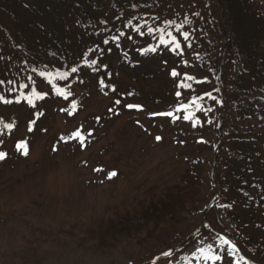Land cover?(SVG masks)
<instances>
[{"label":"rangeland","instance_id":"rangeland-1","mask_svg":"<svg viewBox=\"0 0 264 264\" xmlns=\"http://www.w3.org/2000/svg\"><path fill=\"white\" fill-rule=\"evenodd\" d=\"M160 1L159 10L140 22L145 25L143 36L133 31L122 38L124 47L131 51V62L144 69H120L117 50L112 47L105 60L109 67L102 75L109 87H102L85 67L89 82L84 80L82 69L68 84L66 90L71 95L67 99L57 96L45 79L30 72L28 62L35 64L34 56L44 55L53 62L46 66L57 72L58 60L65 65L66 58L85 56L89 50L85 21L74 17L79 24L72 25L71 18L61 15L63 32L73 26L76 32L72 48L66 46L58 52L68 39L56 40L53 45L40 41L36 48L28 15L20 14L15 5L10 6V19L0 13V96L13 101L0 102V152L5 154L0 160V264H152L150 261L165 251H172V258L155 259L156 264H203L193 259L196 247L219 243V237L231 231L224 211H206L203 204L213 198L210 182L217 160L211 151L192 147L193 139L211 143L213 133L199 129L198 124L193 127L183 116L173 123L170 117L151 115L165 112L164 107L174 104L175 99L183 100L187 89L176 86L177 80L188 75V70L194 71L198 38L190 28L198 25L192 11L191 23L185 24L191 48L173 28L168 31L182 41L183 55L163 46L155 54L142 55V50L158 45V33L149 36L147 26L164 27L166 19L172 18L183 23L189 14L177 1ZM104 2L107 5L109 1ZM255 2L264 12L262 0ZM20 52L30 56L23 60ZM90 57L96 58L97 53L91 51ZM173 69L180 78L171 75ZM25 84L30 86L28 90L21 87ZM32 88L47 93L33 109L22 96L30 95ZM127 104L142 110L129 109ZM209 108L210 103L203 106ZM190 111L194 120H199V112ZM4 124L13 127L5 129ZM76 132L85 137L83 145L74 137ZM255 135L264 141V123ZM21 143H26L27 155L18 148ZM186 144L188 150H184ZM112 171L117 175L109 179ZM188 173L186 189L184 177ZM249 212L237 209L248 223ZM144 215L151 216V221L140 222ZM127 218L138 219V226H144L137 230ZM205 221L211 232L198 231ZM120 224L130 226L121 232ZM239 248L235 255L243 258L240 264L249 262L246 251Z\"/></svg>","mask_w":264,"mask_h":264},{"label":"trees","instance_id":"trees-1","mask_svg":"<svg viewBox=\"0 0 264 264\" xmlns=\"http://www.w3.org/2000/svg\"><path fill=\"white\" fill-rule=\"evenodd\" d=\"M108 1L105 5L104 0H68V2L62 0H0V13L7 20L10 19V6L15 5V8L22 12L18 11L20 14L28 15L29 30L33 31L32 37L36 38L32 41V45L36 48L40 41L53 45L56 40L65 38L67 41L68 39L67 45L63 43L58 52L66 49V46H69V49L72 48L73 36L76 32L74 26L72 29H66V33L63 32L64 27L60 23L63 21L60 18L61 15L71 18L72 25L74 22L79 24L78 21L73 20L74 17L84 20V33L89 39L88 52L83 57L66 58L65 65H60L62 59L58 60L57 65L60 72L68 71L70 66L82 65L83 58L91 59L90 49H96L99 44L104 51L96 52L97 57L93 59L97 60L100 71L97 72L91 68L88 70L91 77L103 80L102 75L105 69L102 65H106L107 69L109 67V63L105 62L110 57L107 49L115 45L111 41L109 45H103L101 39L118 35L119 31H124L125 34L133 33V23L136 25L139 23L137 25L139 26L143 17H149V14L158 11L161 5L160 0ZM171 1L180 3L183 12L189 11V14L185 16L187 18H190L192 11H197L200 15L195 16L198 25L192 24L190 27L192 33L196 32L195 35H198V38L197 44L195 42L194 45L196 48V60L193 64L195 69L192 72L188 70L187 74H192L195 78L191 81L184 80V77L177 80L176 86L184 83L190 87H185L186 95L182 101L176 102L175 99L174 104L164 109L182 117L186 113L175 112L181 104H191L193 100L201 104L202 108L205 104H211L212 111L199 112L198 127L210 130L213 133V140L211 143L192 140V147L197 146L199 149L211 151L213 158L217 160V167L214 168L215 172L213 170L210 182L213 198L208 202L204 201L203 204H205L206 211L211 212L213 209H218L225 212L231 231L226 230L224 236L238 248L240 247L239 249L246 251L250 259L249 264H264V141L259 140L255 135L256 131L260 130V124L264 123V12L256 5L255 0ZM262 4L264 6V0ZM190 6L192 9H189ZM15 11L12 10L13 13ZM117 16L122 19H117ZM102 20H107V25L101 24ZM170 21H174L173 18ZM129 22H131L130 26L126 27L125 25ZM175 22L174 24L182 23V21ZM50 24H55L57 27L50 29ZM173 28L175 27L169 29ZM94 32H101V37L95 36ZM16 40V38L12 39L13 42ZM115 51L120 69L130 70L139 67L131 62V51L128 47H124L122 38L120 47H115ZM20 56L25 60L30 55L20 52ZM34 60L39 65L40 71L55 73V70L46 66L53 62L46 60L44 55L34 56ZM36 63L28 62L30 72H32L31 66L39 70ZM142 67L144 66L140 65L139 70L142 71L144 69ZM82 69L84 80L87 83L89 82L85 76L87 70L85 67H81ZM80 73L81 71L78 74ZM78 74H74L68 81H58V86L66 90L70 81ZM205 77L207 78L206 83L197 82L204 80ZM82 80L78 79V81ZM116 93L113 95L115 96ZM206 93H211L219 103L209 99ZM28 107L33 109L32 106ZM193 109L196 110L195 105H192L190 110ZM186 145L184 150H188V144ZM213 162L216 163L215 160ZM184 178L187 189L189 173ZM225 204L231 207L227 209L221 207ZM239 208L241 212L246 209L250 210L249 223L244 213H237ZM144 219L150 222L151 216L147 218L144 215L140 222ZM127 220L138 228L137 230L144 226H138V219L127 218ZM121 224L125 225V223ZM121 224L119 227L121 232L126 226H130ZM201 229L202 232L212 231L207 221L204 227L198 228V231ZM244 257L246 258V255ZM156 258L150 262L152 263Z\"/></svg>","mask_w":264,"mask_h":264},{"label":"snow or ice","instance_id":"snow-or-ice-1","mask_svg":"<svg viewBox=\"0 0 264 264\" xmlns=\"http://www.w3.org/2000/svg\"><path fill=\"white\" fill-rule=\"evenodd\" d=\"M193 15L199 16L200 14L198 12H194ZM117 19H122V18L117 16ZM152 19L157 20L158 17H153ZM100 23L107 25L108 21L102 20V21H100ZM130 23L131 22H129V24L125 25V26L126 27L130 26ZM190 23H191V21L187 17H185L184 22L181 24H174L173 21L169 20V21L165 22L164 27L154 29L151 26H147L146 32L149 36L156 35L158 33V45L155 47H148L147 49L142 50L141 54L142 55L145 53L155 54L157 52L158 47L163 46V48L168 49L169 51H171L173 53H178L180 55H183L182 41L187 46V48L192 47V44L189 43L191 34L189 31L185 30V24H190ZM172 27H175V31H176V33H178L182 37V41L180 39H178L177 36L173 34V32L168 31V29L172 28ZM144 28H145V25H140L137 27H133L132 31L143 36L145 34L143 31ZM93 34L97 37H101V32H94ZM125 35L126 34L124 31H119L118 35H112L111 37H108V38H102L101 42L103 45H109L110 41H111V43L114 44L115 47L119 48L121 38L125 37ZM131 38H132L131 36L127 37V39H131ZM107 50L110 52L112 49H111V47H109ZM90 51L102 52V51H104V49L100 48L99 44H97V48L96 49H90ZM81 67L91 68L97 72L100 71V67L97 66V60L88 59V58H83V64L82 65L78 64L77 66H70L69 70L64 71V72H60V71H57L55 73H53L51 71H39V72H37V69H35V68H33L32 71L34 73H36L39 77L45 79L47 81V83L49 85H51L50 90L53 91L57 96H60V97L67 99L71 95V92H68L65 90V88L58 86L57 82L58 81H68L74 74H78L81 71ZM102 67L105 69V71L107 70L106 65H102ZM171 75L173 77H177V76H180V73H178L175 69H173L171 72ZM109 78H110V74H109ZM28 79L31 80L32 77H29ZM193 79H194V77L191 75H185L184 76V80L191 81ZM81 82H83V81H81ZM197 82L198 83H206L207 78L205 77L204 80L197 81ZM0 83H3V81H0ZM99 83L102 87H109V85H106L104 80H102V79L99 81ZM21 87H23L25 90H28L30 86L25 84V85H21ZM179 87L185 88V87H190V85H186L184 83H181L179 85ZM111 90L113 92L116 91L114 86L111 87ZM46 95H47V93L39 92L35 88L31 89L30 95H24L22 93L23 100L26 101L27 104L32 106L33 108L36 107V102L43 100ZM129 95H131V93H129ZM176 95H177V97H179L181 95V93L177 92ZM206 95L209 99L216 101V97L212 96L211 93H206ZM0 102H3L5 104L13 103L12 100L5 99L3 96H0ZM15 102L20 103L21 101L17 100ZM216 102L219 103V101H216ZM115 103L117 105H119L121 103V101L119 99H117L115 101ZM192 105L196 106L197 112H200V111L210 112V111H212V109L211 108L203 109L202 105L199 104L196 100H193L191 102V104H181L179 107H177L175 109V112L187 113L186 115H183V119L185 121H191L192 126L195 127L197 124L200 123V121L194 120L195 114L192 111H190ZM76 107H77V105L75 103H73L72 108L75 109ZM125 107H127L129 109L135 107V108L142 110L141 106L133 105V104H127V105H125ZM109 110L111 111V109H109ZM41 115H42V113H41ZM151 115L161 116V117H170L173 123L181 118L180 116L175 115L172 111L156 112V113H152ZM12 127L13 126L11 124H4L5 129L10 130ZM28 130L32 131V128L29 127ZM88 135L90 136L91 133H88ZM74 137L79 140V143L81 145L84 144L85 137L82 135L81 132H76L74 134ZM160 139H161L160 136L156 137L157 141H159ZM201 142H204V141H201ZM18 148L22 150L23 155L28 154V147H27L26 143H21L20 145H18ZM3 159H5V154L0 152V160H3ZM97 171H101V170L97 169ZM116 175H117V173L112 171V172L108 173V178L111 179L112 177H114ZM221 207H224L227 209V208H230L231 205L225 204V205H221ZM189 251H191V249H189ZM237 252H238L237 246L235 244H233L230 239L226 238L225 236H220L219 237V243H215V241H214L213 243H208L205 246H197L195 249L196 254L193 257V259L202 261L203 264H240V260L243 258L242 257L237 258V256L235 255ZM162 258H172V251L163 252L162 257H157L156 260H160ZM156 260H154L152 262V264H156ZM244 264H249V262L245 261Z\"/></svg>","mask_w":264,"mask_h":264}]
</instances>
